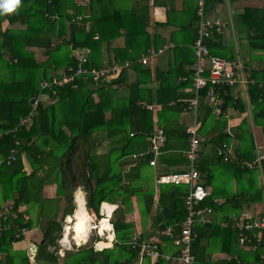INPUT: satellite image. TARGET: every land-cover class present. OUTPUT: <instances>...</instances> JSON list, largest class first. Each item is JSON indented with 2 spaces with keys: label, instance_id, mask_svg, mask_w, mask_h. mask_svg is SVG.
Wrapping results in <instances>:
<instances>
[{
  "label": "trees",
  "instance_id": "16d2710c",
  "mask_svg": "<svg viewBox=\"0 0 264 264\" xmlns=\"http://www.w3.org/2000/svg\"><path fill=\"white\" fill-rule=\"evenodd\" d=\"M115 1L88 0L86 5L77 6L76 0H21L13 13L0 14V132L10 131L0 139V160L3 161L0 166V190L3 191L0 207L13 203V211L9 215L11 228L0 240V252L4 254L1 264H23L16 261L12 247L24 240L23 229L34 227L31 212L37 213L36 220L42 224L44 235L36 264H60V261H64L63 264H136L143 241L140 239L138 247L132 248L135 227L127 222L128 211L124 207L131 206L132 198L143 193L142 187L135 181L153 159L149 153L148 137L157 127L164 130L167 142L162 149L160 165L166 169L174 168L176 172L189 163L184 152L189 148L190 135L180 123V116L186 111L187 101L195 97L191 88L193 71L186 69V66H194V60H181L168 71H156L154 76L149 65L136 63L132 68L136 78L132 82L126 70L119 78L105 80L98 85L91 76H82L67 85L55 87V94L42 89L44 82H52L54 78L61 80L65 73L71 74V67L78 69L80 63L72 56L73 48L84 51L81 54L88 58L84 67L92 70L113 63L112 60L110 64H103V46L121 36L125 37V47L110 50L115 62H137L150 50L157 52L164 46V40L159 35L148 32L149 0L120 9L114 6ZM185 1L190 21L181 31L193 32L194 45L199 26L198 0ZM223 1L205 0L206 13L210 14ZM160 4V0L154 1V5ZM71 9L75 11L70 14L68 11ZM53 16H57L58 21H52ZM77 16H81L82 21H74ZM240 18L241 31L247 34L251 50L264 52V6L245 8ZM4 20L25 28L3 33ZM164 25L173 26L174 23L169 20ZM55 35L59 38L68 36V40L54 44ZM220 38L214 32L213 37L205 42L212 54L223 48ZM29 48L43 50L47 60L37 62L35 53ZM178 48L174 50L176 54L186 52ZM182 77L187 81L180 82ZM253 78L257 84L249 87V104L241 99L235 100L233 90L222 89V115L219 119L213 113L207 89L200 91L202 126L198 165L201 176L206 175L208 181L204 186L213 185L216 174L220 175L219 185L229 174L231 179L241 182L237 195L228 198L221 207H217L213 200L218 196L217 191L203 203V206H210L216 211L227 206L240 211L245 202L260 203L264 200V184L257 183L259 174L264 182V163L256 169L243 166L246 161H254L257 154L253 133L246 120L240 126L242 145L236 150L237 156L233 155L232 161L225 163L217 155L218 145L231 141L226 117L229 109L245 113L247 105H252L255 126L261 127L264 132V88L259 86L264 81V68L253 71ZM154 81L160 83L156 90L149 87ZM33 99L36 103L31 104ZM146 105L160 107L157 123L153 111ZM32 112L35 116L21 126V121ZM141 153L145 154L142 160L133 159L134 155ZM24 157L32 167L30 173L26 170ZM217 167L222 174L216 173ZM174 172L165 171L162 175ZM161 185L157 222L161 223L160 230L172 227L178 235L188 216L185 208L187 189L185 186ZM49 186H56L54 198L45 195ZM144 197L145 207L151 211L155 191L144 192ZM80 198L86 200V208L94 220L93 213L97 219L101 218L100 210L104 202H119L111 219L116 234L114 248L95 251L96 239L93 238L76 253L67 252L60 257L57 254L60 249L58 241L63 235L65 219L73 215ZM228 218L226 216L222 222ZM68 221V226L72 227V217ZM192 235V251L200 264H232L225 260L214 262L213 254L217 250L238 255L240 264H264V246L253 252L243 251L239 246L238 233L231 227L198 223L193 226ZM164 240L173 242L168 237ZM160 260L156 264H178ZM22 261L30 264L26 256Z\"/></svg>",
  "mask_w": 264,
  "mask_h": 264
},
{
  "label": "crops",
  "instance_id": "0c3cea01",
  "mask_svg": "<svg viewBox=\"0 0 264 264\" xmlns=\"http://www.w3.org/2000/svg\"><path fill=\"white\" fill-rule=\"evenodd\" d=\"M142 0H116L114 6L118 9L122 7H132L133 4H138ZM155 0H149L150 4V21L148 22L149 30L148 32L150 34H157L164 40V46H162L161 49L167 47L165 52L161 55H157L151 60V63L149 64V68L153 74L155 75L156 71H168L170 67L176 66L177 63H180L181 60L183 61H195V52L193 49V32L192 31H181V28L188 25L190 18H189V9L188 4L185 0H160L161 4L160 6L154 5ZM88 0H76L77 6H79L82 3H87ZM205 3V0H204ZM264 6V0H240L237 2H233L231 0H224L223 2H220L217 4L214 9L209 14L211 18L213 19H220L222 24L224 25V34L221 36V44L222 49L219 51H214V55L218 58L230 60V59H240L247 63V66L255 71L256 69H263L264 68V52H257L251 50L247 34L242 33L240 24L241 18L240 15L244 13L245 8H252V7H263ZM193 7V6H192ZM110 8V7H109ZM198 8H199V0H198ZM112 9V8H111ZM74 9L69 10L68 12L71 14L74 13ZM171 16V18L169 17ZM171 20L172 23H174L173 26H165L164 24L168 23V21ZM53 21V20H52ZM58 21V19L55 20V22ZM156 23L162 24L163 26H157ZM171 23V22H170ZM25 27H22L19 24L11 25L8 20H4L2 24V32L4 33L7 30L12 29H24ZM124 34V32L122 31ZM68 40V36H63L62 38H59L57 35L53 37L54 44H61L64 40ZM95 39L97 40L98 37L95 36ZM237 44L241 45L240 51L237 50ZM239 45V47H240ZM246 45V47H244ZM125 47V37L121 36L113 41H111L110 44H105L103 46V64H109L115 61L113 59V52L110 50L113 49H121ZM179 47L178 49L186 50L185 53L182 51L178 52L177 54L174 52L175 48ZM236 47V50L234 49ZM30 51H33L35 53V57L37 62L42 63L47 60V57L44 55L43 50L38 48H29ZM78 50V49H77ZM192 50V51H191ZM80 53L84 52L83 50H78ZM110 51V52H108ZM235 51H237V54L240 55L238 57L235 56ZM251 52V57H249V54ZM84 55V54H83ZM232 55V56H231ZM111 56V57H109ZM231 56V57H230ZM7 55H5L6 59ZM230 58V59H229ZM252 58L255 59L256 63L252 64ZM188 67V68H187ZM189 68H192V66H186L187 70H190ZM62 74V73H61ZM129 74V81L132 82L136 78V72L134 70L130 69L128 70ZM160 86V83L157 81H154L149 84V87L153 90L158 89ZM234 93V92H233ZM239 97L243 102H247L249 104V96H247L244 92L238 93ZM96 98V95H95ZM98 98V97H97ZM157 108L156 112L154 113V120L157 123V112L160 110L159 106L152 105ZM247 110L245 113H240L239 111L235 109H229V114L226 116L228 118V127L227 132L231 136V141L228 143L231 147L232 154L237 156L236 150L241 148L242 143L240 142V136H241V123L246 120L249 130L253 133L254 137V143L256 147V151L260 148L264 149V132L261 127L255 126L254 120H253V114H254V107L252 105H247ZM200 113L198 116V119L202 126V121L200 119ZM194 122V117L192 114L184 112L180 116V123L188 130L190 127H192ZM201 129V127H200ZM200 133V130H199ZM163 155V154H162ZM162 155L160 157H162ZM157 160V165L155 167H144L141 172V177L135 181L136 185H139L143 189V193L140 196H134L131 201V206L124 207L127 209L128 213L126 215L127 222L134 225L135 232H134V239H141L143 242H158L159 243V250L161 254L165 256H175L178 252V249L173 245V243H168L164 240V238H171L170 236L165 234V231L160 230L161 223L157 222V207H158V201L160 198V193L163 185L159 184L157 182V178L159 175H162L163 172L169 171L174 172V168L166 169V167L160 165L161 159ZM25 167L28 173L32 171V167L30 163L28 162L27 158L24 157ZM187 167V166H186ZM185 167V168H186ZM128 169V168H126ZM184 169V168H183ZM177 170V169H176ZM182 170V169H181ZM229 172H231L230 169H227ZM149 171L148 174L145 172ZM152 174V175H151ZM229 177L226 178V180L221 181L222 184L219 185L216 181L213 183V185L207 186L208 191L210 192V196L213 195L214 191H217L218 196L214 197V203L217 205V207H221L228 198L237 195V193L240 190V181H237V179H231V174L228 175ZM250 176V175H249ZM203 176L201 178V181L204 184H206L208 181ZM217 189H216V188ZM187 189V187L185 186ZM155 191V203L151 211H148L145 207V197L144 192H147L149 190ZM56 186H49L45 189V195L49 198H54L56 196ZM79 191V190H78ZM82 192V191H81ZM188 192V189H187ZM3 191L0 190V199L2 196ZM77 193V192H76ZM83 193V192H82ZM84 195V194H83ZM209 196V197H210ZM83 199V198H82ZM85 199V197H84ZM86 204V200H85ZM106 205L113 206L114 211L119 207V202H114V204L107 203ZM105 203L101 205V211L100 214L104 211ZM210 207V206H207ZM253 207H256L257 210L260 213V216H254V217H262L264 216V202H245L242 206V209L240 211L231 209L230 206H227L223 209H219L218 211L214 210V213L209 216V219L211 221V224H220L224 227H231L233 223V219L235 217H247L248 215H251L247 213ZM24 210L26 208H23ZM30 213V212H29ZM105 213V212H104ZM36 214L35 212L30 213L31 219L34 221V227L31 230L25 229V235L24 240L18 243H14L12 247V251L14 252V257L17 262L20 263V261L25 264L22 259L24 256L28 257L30 260V264H36V256L33 258L32 255V247H38L44 240V235L41 230V225L36 220ZM92 214V213H91ZM96 217V214L93 213ZM248 214V215H246ZM226 216H229L226 221H223V218ZM28 217V216H27ZM70 216H67L65 219V224H68V218ZM38 222V223H37ZM65 224H64V230H63V238L65 235ZM227 224L228 226H226ZM203 225V224H202ZM210 225V224H208ZM182 227V226H181ZM172 229V231L175 233L174 228L169 227ZM232 228V227H231ZM233 230V229H232ZM115 231V229H114ZM234 231V230H233ZM235 232V231H234ZM176 234V233H175ZM177 235V234H176ZM179 235V234H178ZM116 237V234H115ZM58 244L61 247L60 251L62 250V253H65V251H68L70 249H65V245L62 244V240ZM95 238L94 244L98 240L96 236L90 237L88 240V243L92 241V239ZM172 239V238H171ZM132 240V241H133ZM109 241V240H108ZM104 240V242H108ZM111 241V240H110ZM87 243V244H88ZM114 243H112L111 248H104V249H97L95 251H103L106 249H113ZM72 246V244L70 243ZM65 246V247H64ZM240 248L243 251L250 252L255 251L248 248H243L240 246ZM72 249V247H71ZM50 251H53V248H50ZM38 253V251H37ZM60 255V254H59ZM230 254L221 253L218 250L214 252L213 254V261H220V260H226V258ZM6 256V255H5ZM61 257L65 256L60 255ZM238 256V255H236ZM240 259V258H239ZM160 261L163 262V259ZM158 262V261H157ZM153 259H138L136 264H156L157 263ZM228 262V261H227ZM63 262L60 261V264H63ZM241 263V259H240ZM239 263V264H240ZM1 264V263H0ZM5 264V263H4ZM236 264V263H232Z\"/></svg>",
  "mask_w": 264,
  "mask_h": 264
},
{
  "label": "built area",
  "instance_id": "2783aa9c",
  "mask_svg": "<svg viewBox=\"0 0 264 264\" xmlns=\"http://www.w3.org/2000/svg\"><path fill=\"white\" fill-rule=\"evenodd\" d=\"M86 5V3H83ZM199 26L197 29V40L193 45L195 52V62L192 66L193 76H192V91L195 93V97L187 101V113H190L194 117V122L192 127L187 130L190 135L188 143L189 148L184 152V155L188 158V165L186 168L176 171L174 173L159 175L157 182L164 185H177L186 186L188 189L185 198V208L188 213L186 220L181 227V233L176 235L171 228H167L165 234L170 236L173 240V245L178 249L175 256H165L161 254L159 250L158 242H142L140 244V259H153L156 262L163 259L168 262H175L178 264H200L192 251L193 235L192 228L194 225L200 223L203 225L211 224L209 216L214 213L211 207L203 206V203L209 198L210 192L203 185L201 181V173L199 171V160H200V137L199 130L201 123L198 119L199 116V101H200V91L207 89V97L210 100L211 105L214 108V115L216 119L222 115V109L220 108L223 104V91L222 89H231L234 92V99H240L238 93L244 92L247 96L249 95V87L255 86L257 84L256 80L253 78V70L247 66V63L240 59H222L214 56L211 53L210 48L205 44L207 40L213 37L214 32L218 35L224 34V25L220 19H213L206 13L204 8V0H199L198 8ZM58 19L57 16L51 17V20L55 21ZM74 21H82L81 16H77ZM167 47L165 48V50ZM164 48L159 51L150 50L147 54L141 56L140 60L132 61L128 60L124 63L119 61L113 62L109 66L101 67L100 69L88 70L84 67L88 63V58L82 55L78 50L72 49V56L76 58L80 65L77 70L72 67L69 69L71 74L65 73L64 77L60 79L54 78L52 82H44L42 84L43 90H48L51 93H56L55 87H62L73 81L77 77L91 76L93 82L97 85L99 82L105 80L117 79L121 76L124 71H128L133 68V66L138 63L143 66H147L151 63V60L157 55H161L165 52ZM187 78H180V82H186ZM259 86L264 88V81L259 84ZM151 111L156 112L157 108L154 106L146 105ZM36 105L34 106V111ZM35 116V112H32L27 119L21 121V126L26 125L31 118ZM0 132V139L7 134ZM167 136L162 128L157 127L155 132L148 137L149 153L153 155V159L150 160L149 166L155 167L157 165V160L162 155V149L166 145ZM217 155L225 163L232 161V151L231 147L227 142H223L218 145ZM145 154L141 153L139 155H134L133 159L140 161L144 158ZM11 159V157H10ZM264 163V149L260 148L257 150L256 158L254 161H246L243 166L248 169H256V167L261 168ZM3 161L0 160V166ZM13 211V203H8L0 207V240L6 231H9L11 226L9 223V215ZM101 211V210H100ZM101 220L99 221L97 217L93 223L94 227L100 225L103 221V217H107L111 223L112 214L102 212L100 214ZM17 218L16 215H14ZM97 223V224H96ZM228 226L227 224H225ZM232 229L238 233L239 246L243 248H248L251 250H256L259 246H264V216L262 217H235L231 225ZM93 231H97L96 237L98 240L94 244V249L97 250V244L100 241H108V237L113 234V242H116L114 226L111 223V229L104 232V235L99 234V230L96 228ZM22 235H25V230H22ZM139 239H135L131 242L133 249L138 247ZM60 242V241H59ZM4 254L0 252V262L2 261ZM264 259V254L262 255ZM226 260L229 263L236 262L240 263V259L236 255H229Z\"/></svg>",
  "mask_w": 264,
  "mask_h": 264
},
{
  "label": "bare ground",
  "instance_id": "6f19581e",
  "mask_svg": "<svg viewBox=\"0 0 264 264\" xmlns=\"http://www.w3.org/2000/svg\"><path fill=\"white\" fill-rule=\"evenodd\" d=\"M36 102V101H35ZM114 210L113 206H108L105 205L104 207V212L108 213L109 217L112 214V211ZM71 217V216H70ZM108 216L103 217V221L100 222V228L101 231H99L100 235H104V232L108 229H111V227H107L106 225H111L109 219H107ZM72 221L75 223L74 225V237H73V242L75 243L76 246L80 247L83 246L84 244L88 243V236L90 234V232L93 229H97V227H94V219L91 216V214L89 213V211L86 208V204H85V200L80 198L77 200L76 202V209L74 211V214L72 215ZM72 227L66 225L65 227V235L64 238L62 240V244L65 246L69 245V241H70V235H71V229ZM100 230V229H99ZM109 237H113V234H111ZM113 240V239H112ZM112 240L108 241L111 242L112 244ZM104 242V241H103ZM64 246V247H65ZM98 249V248H97Z\"/></svg>",
  "mask_w": 264,
  "mask_h": 264
},
{
  "label": "rangeland",
  "instance_id": "374dc122",
  "mask_svg": "<svg viewBox=\"0 0 264 264\" xmlns=\"http://www.w3.org/2000/svg\"><path fill=\"white\" fill-rule=\"evenodd\" d=\"M236 45H237V50L238 51H240V48H241V45H240V43H239V45H240V47H239V45L237 44V42H236ZM244 47H246V45H244ZM247 48V47H246ZM234 49L236 50V47H234ZM235 56L236 57H238V56H240V55H238L237 54V51H235ZM249 57H251V52H250V54H249ZM254 63H256V61H255V59L254 58H252V64H254ZM61 69H63V67H61ZM60 69V70H61ZM63 70H61V72H62ZM36 103V102H35ZM207 103V102H206ZM208 103H209V101H208ZM217 171H216V173L217 172H219V173H221L222 171L217 167V168H215ZM219 170V171H218ZM148 172L149 171H146L145 173L146 174H148ZM222 174V173H221ZM152 175V174H151ZM219 177H220V175H218V174H216V179H215V181L216 182H218V180H219ZM263 178H261V175L259 174V179H258V181H257V183L259 184V185H261V186H263V184H264V182H263V180H262ZM81 193V192H80ZM78 193H76L75 194V198H76V195H77ZM263 202H264V200H263ZM247 213H249V214H251V215H248V214H246V215H248L247 217H254V216H260V213H259V211L257 210V208L256 207H253V209H251L250 211H248ZM74 214V213H73ZM72 217V216H71ZM70 218V217H69ZM69 218H68V220H69ZM73 219V218H72ZM99 220V219H98ZM101 220V219H100ZM99 220V221H100ZM67 222H69V221H67ZM97 224V223H96ZM66 225H68V224H65V227H66ZM74 225H75V223L73 222V226H72V228H70L71 229V235H70V241H69V245L68 246H66L65 247V249H70V250H68V251H65V253H62V250L60 251V249H61V247H60V249H59V251H58V255L60 254V255H64V254H66L67 252L68 253H76L77 252V250H78V248H80V247H78V246H76L75 245V243L73 242V237H74ZM100 229V230H99ZM97 230H99L100 232H103V231H101V228H100V226H97ZM97 231H91L90 232V234H89V236H88V239L91 237H94V236H96L97 234ZM62 238H63V236H62ZM61 238V239H62ZM61 239L59 240V241H61ZM108 239H109V237H108ZM112 239H113V237H112ZM112 239H109V240H112ZM89 241V240H88ZM87 241V242H88ZM70 243L72 244V246L70 245ZM85 245V244H84ZM98 245H99V247H98ZM71 247H72V249H71ZM112 247V244H111V242H103V241H100L98 244H97V248L98 249H104V248H111ZM95 250V249H94ZM59 255V256H60ZM114 256H116V258H117V254L116 255H114ZM61 257V256H60ZM64 257V256H63ZM62 260H63V258H62Z\"/></svg>",
  "mask_w": 264,
  "mask_h": 264
},
{
  "label": "clouds",
  "instance_id": "9594fccd",
  "mask_svg": "<svg viewBox=\"0 0 264 264\" xmlns=\"http://www.w3.org/2000/svg\"><path fill=\"white\" fill-rule=\"evenodd\" d=\"M21 0H0V14H11L13 13L19 6ZM105 205L107 202H104ZM107 227H111V225H106ZM112 239V237H109ZM99 247V245H98Z\"/></svg>",
  "mask_w": 264,
  "mask_h": 264
},
{
  "label": "water",
  "instance_id": "95a60500",
  "mask_svg": "<svg viewBox=\"0 0 264 264\" xmlns=\"http://www.w3.org/2000/svg\"><path fill=\"white\" fill-rule=\"evenodd\" d=\"M35 99H33L32 101H31V104H34L35 103ZM75 201H76V198H75ZM87 244V243H86ZM32 255H33V258H35V256H36V254H37V251H38V247H32Z\"/></svg>",
  "mask_w": 264,
  "mask_h": 264
}]
</instances>
